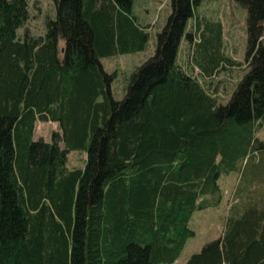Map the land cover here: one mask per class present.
I'll return each mask as SVG.
<instances>
[{
	"label": "trees",
	"instance_id": "obj_1",
	"mask_svg": "<svg viewBox=\"0 0 264 264\" xmlns=\"http://www.w3.org/2000/svg\"><path fill=\"white\" fill-rule=\"evenodd\" d=\"M52 1L43 35L20 37L29 0H0V264H172L194 236L192 214L221 203V175L264 150V0H234L246 11L247 72L225 104L178 63L203 0H169L121 100L101 60L147 48L135 0ZM206 33L193 51L211 76L228 59L220 32ZM37 121L61 133L34 141ZM72 151L82 168H67ZM229 210L184 264H264V193Z\"/></svg>",
	"mask_w": 264,
	"mask_h": 264
},
{
	"label": "rangeland",
	"instance_id": "obj_2",
	"mask_svg": "<svg viewBox=\"0 0 264 264\" xmlns=\"http://www.w3.org/2000/svg\"><path fill=\"white\" fill-rule=\"evenodd\" d=\"M134 13L138 21L144 25L150 35L147 48L138 53L117 55L102 59L104 69L109 73L116 74V80L112 84V94L116 100H121L124 95L125 78L132 72L134 67L139 66L153 55L155 48V35L165 25L170 14L169 0H135ZM199 27L191 21L189 31L193 34L191 49L183 41L181 43L178 63L186 74L195 78L207 93L213 96L218 103L225 104L239 80L247 72L244 62L246 50V11L234 0H203L196 10ZM55 15L52 0H29L28 20L25 26L18 30V35L23 37H38L43 35L45 22ZM206 26L211 33L206 37H213L218 30L219 54L228 59L219 70L213 71L207 76L195 58L196 43H202V32ZM209 31V30H208ZM255 136L264 142V119L260 120ZM61 133L58 125L53 122H40L35 124L33 140L43 139L51 142L52 133ZM60 146H63L61 143ZM85 154L80 151H72L67 155V168L78 169L83 167ZM240 181L252 188V197L264 193V150L252 154L239 171L221 175L219 179L222 191V201L216 208L197 211L192 214L188 223V229L194 232V236L188 238L178 259L172 264H184L194 253H197L208 242H211L221 234L225 218L230 213L234 198L232 191L236 182Z\"/></svg>",
	"mask_w": 264,
	"mask_h": 264
},
{
	"label": "crops",
	"instance_id": "obj_3",
	"mask_svg": "<svg viewBox=\"0 0 264 264\" xmlns=\"http://www.w3.org/2000/svg\"><path fill=\"white\" fill-rule=\"evenodd\" d=\"M232 191L233 197L235 199L234 204L238 203L243 205L249 201V198L252 197V188L246 186L240 181L236 182Z\"/></svg>",
	"mask_w": 264,
	"mask_h": 264
}]
</instances>
